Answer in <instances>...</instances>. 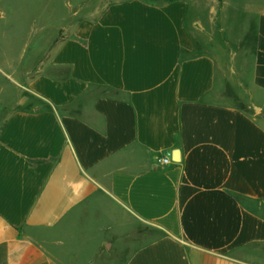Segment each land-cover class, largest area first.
<instances>
[{
	"label": "crops",
	"instance_id": "crops-1",
	"mask_svg": "<svg viewBox=\"0 0 264 264\" xmlns=\"http://www.w3.org/2000/svg\"><path fill=\"white\" fill-rule=\"evenodd\" d=\"M234 4L96 0L0 61V264H264V5Z\"/></svg>",
	"mask_w": 264,
	"mask_h": 264
},
{
	"label": "rangeland",
	"instance_id": "rangeland-1",
	"mask_svg": "<svg viewBox=\"0 0 264 264\" xmlns=\"http://www.w3.org/2000/svg\"><path fill=\"white\" fill-rule=\"evenodd\" d=\"M96 0H0V61H15L25 51L24 65L26 67L33 60L35 48L39 44L40 29L43 26L55 27L71 14L80 11L85 3H95ZM108 3L111 0H97ZM222 6L227 0H207ZM238 6V19L242 22L240 12L242 5H264V0H231ZM242 9V8H241ZM40 35V36H39ZM0 62V87L7 82V76L14 73L7 70ZM6 68V69H5ZM6 74V75H5ZM16 79V77L14 78Z\"/></svg>",
	"mask_w": 264,
	"mask_h": 264
},
{
	"label": "built area",
	"instance_id": "built-area-1",
	"mask_svg": "<svg viewBox=\"0 0 264 264\" xmlns=\"http://www.w3.org/2000/svg\"><path fill=\"white\" fill-rule=\"evenodd\" d=\"M169 163V160L167 158L159 160V164L161 166H166Z\"/></svg>",
	"mask_w": 264,
	"mask_h": 264
}]
</instances>
